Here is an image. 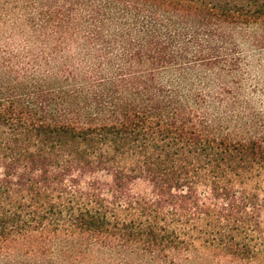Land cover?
<instances>
[{
  "label": "trees",
  "instance_id": "16d2710c",
  "mask_svg": "<svg viewBox=\"0 0 264 264\" xmlns=\"http://www.w3.org/2000/svg\"><path fill=\"white\" fill-rule=\"evenodd\" d=\"M0 264H264V0H0Z\"/></svg>",
  "mask_w": 264,
  "mask_h": 264
}]
</instances>
